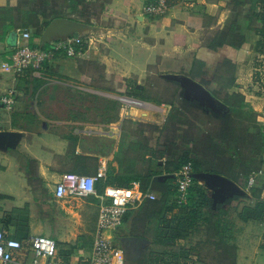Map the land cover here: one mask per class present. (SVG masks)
<instances>
[{
    "label": "crops",
    "instance_id": "0c3cea01",
    "mask_svg": "<svg viewBox=\"0 0 264 264\" xmlns=\"http://www.w3.org/2000/svg\"><path fill=\"white\" fill-rule=\"evenodd\" d=\"M155 1L108 0L107 11L96 26L95 20L85 23L70 14L62 13L64 17L60 18L81 26L79 34L86 38V51L77 58L57 55L40 72L28 73L26 77L16 79L11 72L1 69L2 63L9 59L16 46H27L29 43L32 47L47 48L60 41L63 36L53 35L48 43H41V35L53 20L50 19L51 14L56 9L47 17L37 11L40 6L37 0H0V96L11 91L16 97L12 112L0 109V132L19 135L15 149L0 150V195L4 197L0 200V231L6 239L16 237V211L20 210L27 216L25 226L28 234L27 240L21 243L22 249L14 253L12 264H32L34 255L30 250L29 239L43 235L48 237L54 233V205L64 213L84 209L82 215L87 212L91 214L94 227L89 239L80 238L73 249L64 238L54 240L60 264H87L97 224L98 201L94 198L57 201L53 197L54 185L60 175L66 172V167L70 166L72 169L69 172L81 175L95 174L102 163H105L107 169L111 167L118 170L114 161V153H117L118 148L114 147L111 150L113 152L103 153L98 157L93 155L97 158V165L91 170L85 166V161L91 155L88 152L80 153L81 148L76 146L75 136L60 135V131H52L44 122L40 123L38 130L32 124L38 120L37 107L44 92L86 82L88 65L100 69L102 77H96L98 81H103L101 78L118 77L128 83L134 82L139 87L148 78L176 84L168 80L167 76H186L204 86L211 95L218 88L220 76H227L228 80H234L232 88H226L220 96L212 97L229 110L222 103V98L227 94L241 95L244 104L254 115L253 127H247V133H261L264 136V23L262 27L253 26V22L257 24L256 18L260 23L264 19V0L257 2L252 12L247 8L245 0H171L164 16L144 14L143 7ZM111 4L117 6L113 7L114 11L111 10ZM69 5L66 4L67 8ZM108 20L111 22L106 24ZM34 25L42 28L36 38L33 30L36 28H32ZM26 31L31 34L29 39H23L21 35ZM216 45L219 46L215 47ZM91 79L95 80V74ZM180 91L184 92L182 99L196 103L198 107L194 109L201 114L202 109L206 113L217 114V111L199 105L193 97L188 98L189 92L185 88L180 87ZM138 106L135 107L137 111H132V107L122 106L118 122L135 114L142 118L141 122L160 126L169 119V126L183 130L186 128L185 117L181 121L177 120L175 116H179L180 111L172 114L168 111L171 109L169 105L140 102ZM29 116L32 120H27ZM171 119L173 123L170 125ZM118 122L111 124L108 130L104 127L101 133L106 137L110 135L115 146L122 130L121 123ZM22 159L28 161L24 167ZM260 159V168L254 172V177L255 173L264 175V152ZM30 164H35L36 172ZM252 188L262 190L264 182L257 188L254 182ZM206 190L212 199V192ZM87 200L92 203H86ZM176 212L177 210L173 215ZM243 222L247 223L249 220ZM153 226L147 225L150 227L147 237L127 239L144 243L149 239L150 231L155 232ZM165 226L166 224H160L159 231L162 232ZM153 236L160 244L167 246L182 241L157 237L156 234ZM57 242H63L65 246Z\"/></svg>",
    "mask_w": 264,
    "mask_h": 264
},
{
    "label": "rangeland",
    "instance_id": "374dc122",
    "mask_svg": "<svg viewBox=\"0 0 264 264\" xmlns=\"http://www.w3.org/2000/svg\"><path fill=\"white\" fill-rule=\"evenodd\" d=\"M37 1L40 4L39 8H41H38L37 11L44 13L47 17L56 9V11H61V13L66 15L70 14L85 23H88L89 20H95L94 26L98 24L97 21L107 11L106 4H108V0H74L80 7L73 12L66 6L70 0ZM113 7L117 6L111 4V10L114 11ZM162 16L164 14L158 17ZM256 21V25V22L252 21L254 27L263 26V21L260 23L258 18H256ZM110 22L108 20L106 24ZM88 68V80H85L86 82L82 81L79 84L60 87L52 91L48 89L44 92L37 107L39 112L38 120L34 121L32 125L36 128L35 130H38L41 126L40 123L44 122V124L50 126L49 129L52 131H60V135L75 136L76 146L79 145L81 148L80 153L88 152L91 155V158L85 161V166L91 170H94L97 165V158L95 157L103 153L108 154L114 147L119 149V145L122 148L119 158L125 161L128 159H140L143 156L144 151L142 153L130 151V145L138 143L147 145L154 153L164 150L168 157L172 155L178 157L185 149L191 148V145L186 144V142L194 134H198L199 131L212 134L218 142L220 141L218 132L226 129L228 125L234 129L233 136L235 138H240L241 134L245 135L246 127L252 125L253 119L247 118L246 115L243 122H239L237 117L234 116V119L230 120L216 118V115L217 117L228 115L229 110L225 108H223L225 110L217 112V114H214L215 117H211L208 120L200 111L188 107L189 105L183 104L182 100H179L180 95H184V92L179 90L176 94V89L173 85L156 78H148L140 83L139 87H136L134 82L128 83V81H122L118 77L101 78L103 81H98L96 79L102 77L100 69L97 66L89 65ZM94 74L95 80L91 79ZM54 87L55 89L57 88V86ZM136 89L143 90V93L150 98H158L165 105L173 101L180 111V115L175 116L177 120L181 121L180 119L185 117L184 119H190L189 121H194L199 126L188 124L183 132L177 135V133H174L177 128L173 126L166 127L163 123L160 126H156L141 122L142 118L136 117L135 114L132 117L128 116L127 119L123 118L122 122H118L120 109L126 105L123 103L122 98H130L138 101V103H148L126 96L134 93ZM138 103L136 106L134 104L130 105L133 108L132 111H137L135 107H139ZM149 103L155 105V103ZM187 107L190 108V111L187 110ZM242 111L246 112V110ZM116 117L117 120L115 119ZM27 120H32V118L29 116ZM117 122L121 123L122 130L115 146V142L109 138L110 135L106 137L102 136L103 134L101 133H103L104 127L108 130L111 124ZM172 123L173 120L171 119L170 125ZM151 127H158L163 130L157 133L153 132ZM227 141H229L231 147H236L235 140H230L228 137ZM172 143H175L176 146L173 147ZM241 143L243 144L240 140V143L237 144L242 146ZM245 150L241 147L242 158L247 157L245 156ZM114 155H116V152ZM27 162L26 159H22V166L24 167ZM252 162L249 161L248 165H254V162ZM136 165L141 172L147 174V162H139L137 160ZM31 167L35 171V164H31ZM71 169L72 166L66 167V172L71 171ZM151 170L152 172L159 171L156 161H152ZM254 182L255 188L261 186L264 182V175L255 173ZM244 191L246 193L245 196L228 200L222 208L224 215L220 219L222 220V225L226 227V232L222 237L223 240H227L226 246L221 243L215 245L214 241L204 236L203 227L205 226H192L180 235V239L182 238L181 243L177 242V245L174 243L167 246L156 241L157 238H154L155 232L153 230L150 231L149 239L144 243L128 240V226L122 225L115 238V247L122 253V264H264V222L250 218L248 219L249 222L244 223L240 217L244 208H253L256 203H264V191L261 194L252 192L249 188H245ZM85 202L88 204L92 203L91 200ZM54 208V233L50 234L49 238L55 241L64 238V241H69L70 245L74 247L80 238L89 239L94 227L90 219V213L87 212L86 215H82L84 209H73V213H64L60 209H56L55 205ZM44 211L47 213V210L44 209ZM173 217V213L168 214V221L165 223H171ZM57 243L65 246L63 242Z\"/></svg>",
    "mask_w": 264,
    "mask_h": 264
},
{
    "label": "trees",
    "instance_id": "16d2710c",
    "mask_svg": "<svg viewBox=\"0 0 264 264\" xmlns=\"http://www.w3.org/2000/svg\"><path fill=\"white\" fill-rule=\"evenodd\" d=\"M257 2L261 1L248 0L245 4L252 12ZM69 4L68 8L73 12H75L77 7L80 6L74 0H70ZM166 5L170 6L171 0H166ZM51 16L52 17L50 19L64 17L63 14L58 11H54V14H51ZM32 28H36L33 29L35 30L34 37H39L42 28H39L38 25H36V27L34 25ZM27 46L32 48V45L29 43ZM217 46L219 45H216L215 47ZM224 65L227 66V63H224ZM233 84V79L228 80L227 76H220L218 88L212 91V95L214 97L220 96L224 89L232 88ZM171 85L175 87V93H178L180 90L179 85L177 83ZM126 96L155 104L164 103L159 101L158 98H150L148 95L143 93V90L139 89L134 90V93H130ZM180 99L182 100V103L189 105L188 107L190 108L198 107L196 103L184 101L182 99V95L179 97V100ZM222 103L228 107L229 113L228 115L216 118L230 120L237 117L239 122H243L246 115L247 118L250 117V119H253L251 125L253 127L254 115L252 114L251 109L247 108L244 104V99L241 95L227 94L222 98ZM167 105L171 107L170 112L172 114H175V112L179 110V108L174 105L173 101L167 103ZM187 110L190 111L189 108ZM242 110H246V112H243ZM202 115L208 120L211 119V117H215L212 114L206 113L204 109H202ZM168 123L169 119L166 120L164 126L169 127ZM188 124H195V126H197L194 121L192 122L188 120L184 123V126H188ZM151 128L153 129V132L157 133L163 130L158 127ZM247 130L248 128L246 127L244 131L246 134L243 135L240 133L242 136L240 138L236 137V139L233 136L234 129L230 128V125H228L226 129L218 132V134H220V136H218L220 141L218 142L212 134L210 135L199 131L198 134H194L193 137L186 142V144L188 143L191 145V148L185 149L178 157H175L174 155L168 157L164 150L154 153V151L149 149L147 145L138 143L131 144L130 151L139 153L144 151L143 156L140 159H128L125 161L119 158L122 151L121 145H119V149L116 155H114V161L118 165V170H114L111 167L108 168L107 180L104 186L112 185L118 187H130L133 183H138L143 194V201L140 206L137 209L129 210L123 218V225L128 226L127 236L130 239L145 238L147 237L150 229L147 225H154L153 227L157 237L164 236L165 239L172 238V240L175 241L180 239V235H182L183 231L197 225L198 227L205 226L203 227L204 236L209 237V240H213L215 245L221 243L226 246L227 240H223L222 238L226 232V227L222 225V220L220 219V217L224 215L222 208L225 202L216 203L214 205L212 199L207 195V190L202 186V184H200L197 180L192 179V185L188 189L186 200L178 206L176 203L177 191L173 185V179L167 177L177 173L182 166L190 165L192 174H217L229 179L241 189L247 188L248 179L260 168V157L264 152V136L261 133L248 134ZM182 132L183 129L177 128L174 130V133H177V135ZM228 137L230 140H235L236 147H231L229 141H227ZM240 140L243 142V144L241 143L242 146L237 144L240 143ZM172 146L175 147L176 144L172 143ZM241 147L246 149L245 156L247 157L245 158L241 157ZM137 160H139V162H147V174L141 172V170L137 168ZM152 161H156L159 171L152 172ZM249 161H253L254 165L251 164V166H249ZM158 162L160 164H158ZM29 173H31V171H29ZM100 189L101 187L98 188V190ZM249 190L261 194L263 189L257 190L249 188ZM2 199H4V197L0 195V200ZM175 210H177V212L173 219H171V223H165L168 221L167 215L173 213ZM16 213L18 214V218L16 220V228L18 229V232L16 237L13 238L14 240L22 243L28 238L27 228L25 226L27 216L20 210H17ZM240 217L242 221H247L248 219L253 218L257 221L264 222V203H256L253 208H244ZM160 224H166V228L161 230L162 232L159 231ZM73 247L74 246L70 248L73 249Z\"/></svg>",
    "mask_w": 264,
    "mask_h": 264
},
{
    "label": "built area",
    "instance_id": "2783aa9c",
    "mask_svg": "<svg viewBox=\"0 0 264 264\" xmlns=\"http://www.w3.org/2000/svg\"><path fill=\"white\" fill-rule=\"evenodd\" d=\"M167 10L166 0H156L146 5L143 12L150 16H160ZM23 39H29V31L21 33ZM87 42L82 35L57 41L47 48L16 46L9 59L2 63L1 69L11 72L14 78L26 77L28 73L40 72L45 64L52 62L57 55L66 58L81 57L86 51ZM124 107L137 105L136 101L124 100ZM16 104L13 92L0 96V109L12 112ZM107 167L100 164L93 175H81L65 172L55 183L53 197L57 201L94 198L98 201L97 224L93 232L91 253L87 264H122V253L115 247V234L123 225V218L129 210L137 209L143 201V194L138 183L130 187L105 185ZM173 185L176 188V203L181 205L186 200L189 187L192 185L190 165H184L173 174ZM254 176L247 181V188H252ZM101 187V191L98 188ZM30 250L34 255L32 264H60L57 246L54 240L46 236L29 239ZM22 249L21 242L6 239L0 231V264H12L14 253Z\"/></svg>",
    "mask_w": 264,
    "mask_h": 264
},
{
    "label": "water",
    "instance_id": "95a60500",
    "mask_svg": "<svg viewBox=\"0 0 264 264\" xmlns=\"http://www.w3.org/2000/svg\"><path fill=\"white\" fill-rule=\"evenodd\" d=\"M80 28V25L68 19H53L45 27L41 35V43H48L51 37H53V35L56 36L57 34L59 36H63L61 40H65L69 38V36H78L80 35ZM167 79L176 82L178 83V85H180V87L185 88L189 92V94H187V96H189L188 98L193 97V99H195L197 103H199V105L203 107L207 106L217 112H222V110L226 109L222 104L217 102L212 97L211 93L204 86H202L198 82L186 76L172 75L167 76ZM122 100L132 101L133 99L122 98ZM18 138L19 135L16 133L0 132V150L6 151L8 149H15L17 146ZM167 178L173 179V176L170 175ZM192 179L197 180L199 183L204 185L206 189L212 192V199L214 205L216 203H224L228 199L245 196V192L239 186H237L229 179L217 174H192Z\"/></svg>",
    "mask_w": 264,
    "mask_h": 264
}]
</instances>
